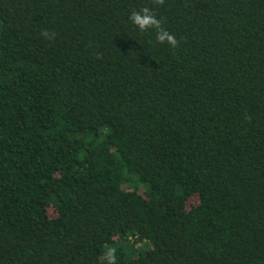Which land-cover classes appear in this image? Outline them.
<instances>
[{
  "label": "trees",
  "instance_id": "16d2710c",
  "mask_svg": "<svg viewBox=\"0 0 264 264\" xmlns=\"http://www.w3.org/2000/svg\"><path fill=\"white\" fill-rule=\"evenodd\" d=\"M0 264H264V0H0Z\"/></svg>",
  "mask_w": 264,
  "mask_h": 264
},
{
  "label": "clouds",
  "instance_id": "9594fccd",
  "mask_svg": "<svg viewBox=\"0 0 264 264\" xmlns=\"http://www.w3.org/2000/svg\"><path fill=\"white\" fill-rule=\"evenodd\" d=\"M156 5H164L165 0H153ZM128 19L138 27L141 32L148 31L149 29H154L156 32V42L159 44H164L165 42L170 45L171 48L175 49L179 47V40L169 30L163 26V20L157 17L154 10L149 7H142L139 10L133 9L128 16ZM41 35L47 37L48 39H54V33H50L47 30L42 31ZM247 119L251 121V116Z\"/></svg>",
  "mask_w": 264,
  "mask_h": 264
}]
</instances>
